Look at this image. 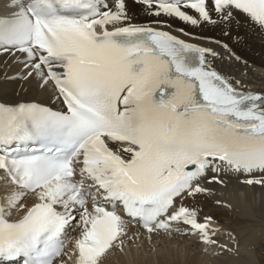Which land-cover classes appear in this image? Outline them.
<instances>
[{"label": "snow or ice", "instance_id": "snow-or-ice-1", "mask_svg": "<svg viewBox=\"0 0 264 264\" xmlns=\"http://www.w3.org/2000/svg\"><path fill=\"white\" fill-rule=\"evenodd\" d=\"M137 2L153 16L212 22L208 0ZM8 6L14 11L0 18V52L26 54L32 71L24 78L52 88L67 110L0 104V171L22 190L0 205V264H54L74 212L81 234L70 258L102 264L113 248L122 250L127 235L117 205L148 233L183 224V234L216 243L218 230L175 202L204 191L196 185L216 161L264 173V95L240 90L212 68L209 57L217 53L210 49L152 27L118 26L128 20L124 0L116 12L101 11L98 0ZM212 6L224 19L236 10L264 28V0H212ZM28 193L38 202L11 220Z\"/></svg>", "mask_w": 264, "mask_h": 264}, {"label": "bare ground", "instance_id": "bare-ground-1", "mask_svg": "<svg viewBox=\"0 0 264 264\" xmlns=\"http://www.w3.org/2000/svg\"><path fill=\"white\" fill-rule=\"evenodd\" d=\"M9 3L10 0H0V14L11 9ZM125 11L128 20L118 26L151 22L160 26L161 22H167L164 19H169L150 15L152 10L145 7L138 10L132 2L125 3ZM185 12L195 14L190 10ZM211 18L216 22L218 15ZM168 30L176 32L174 28ZM228 30L232 35L235 32L239 40L235 42L221 26L209 31L192 29L189 37L184 38L217 53L216 57H209L212 68L240 90L264 95V37L258 29L245 24H232ZM26 59V54L21 53L0 54V102L6 105L27 101L57 104L58 97L52 88L42 87L37 78H24L32 71L25 68ZM110 146L117 150L115 145ZM223 181L206 185L202 196L186 205L197 213L199 222H207L210 229L218 230L213 236L216 243L204 244L198 234H183L187 230L184 225L171 234H148L127 226L122 250L115 248L102 264H264V184L249 185L246 180L229 177ZM12 192L0 173V196L6 197ZM37 202L35 195H31L22 203L23 209ZM22 212L15 211L14 215ZM77 226L79 230L73 232L71 240L81 233L80 222ZM219 251L223 252L220 256ZM69 264H75V257Z\"/></svg>", "mask_w": 264, "mask_h": 264}]
</instances>
